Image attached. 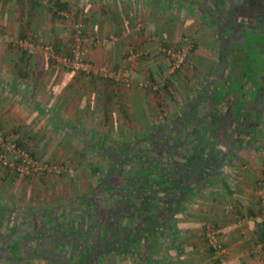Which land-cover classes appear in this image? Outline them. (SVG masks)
Listing matches in <instances>:
<instances>
[{
  "label": "crops",
  "instance_id": "obj_1",
  "mask_svg": "<svg viewBox=\"0 0 264 264\" xmlns=\"http://www.w3.org/2000/svg\"><path fill=\"white\" fill-rule=\"evenodd\" d=\"M210 1L201 0L198 6L195 0L190 2L214 25L213 17L208 13L212 7ZM251 1L236 0L242 8L241 3L249 5ZM257 1L262 7L264 0ZM180 3L181 0H0V27L19 28L15 31L17 34L12 33L17 38H26L31 30L51 27L64 20L61 13L70 12L77 25L86 26L87 33L100 37L117 36V53L108 54L96 48L95 55L90 52V59L97 63L103 60V63H113L115 68H121L119 52L126 45H133L140 51L150 48L155 39L151 35H159L158 28L162 31L163 22L166 29L171 28L182 12L191 9ZM60 4L61 11L57 13ZM216 8L214 5V10ZM137 20L145 21L150 36L147 33L143 37L142 34L139 37L129 35V27ZM3 38L10 44L0 46V129L7 127L5 131L12 132L10 136L21 139L23 135L13 132L15 116H18L15 125H20L33 115L37 116L33 121H37L30 130L36 127L40 138L45 140L78 137L88 138L93 143L96 131L101 134L113 132L108 129H113L115 122L129 134L121 137L134 140L143 136L148 115L139 93V82L145 79V72H131L134 85L126 89L111 79L107 83L74 72L70 75L69 71L50 64L44 53L30 56L15 52L14 37L9 39L7 34ZM215 38L210 55L202 52L204 42L198 41L197 50L189 56L193 60L187 67L188 81L183 86L182 108L185 112L184 132L190 139L185 148L191 155L209 154L212 150L226 155L220 165L221 174L206 177L205 184L198 187L188 201L185 213L176 216L174 238L166 243L161 257L158 256L159 247L151 255L156 257H150V260H143L134 253L119 254L113 261L106 258L102 264H163L164 260H168L167 264H261L257 252L264 256V250L259 248L264 242V210L257 188L264 179V45H260L264 41L252 40L243 52L226 55L228 59L240 60L241 67L245 62L251 65L246 76L243 67L235 72L231 67L219 66L221 52L216 45L220 41ZM122 72L125 71L119 69V73ZM153 111L163 123L158 108L153 106ZM146 127L152 130L155 126L147 124ZM231 129L240 141L224 149ZM113 134L116 138V131ZM193 139L198 142L194 144ZM211 142L217 145L210 147ZM1 203L4 204V198H0L3 207ZM227 206L232 210L227 212ZM208 222L217 227L220 240L227 248L224 256L219 257L205 247L204 226ZM23 246H18L23 255L20 264H72L70 261H43L35 255L29 257ZM8 248V243L0 242V255L10 257L6 253Z\"/></svg>",
  "mask_w": 264,
  "mask_h": 264
},
{
  "label": "trees",
  "instance_id": "obj_2",
  "mask_svg": "<svg viewBox=\"0 0 264 264\" xmlns=\"http://www.w3.org/2000/svg\"><path fill=\"white\" fill-rule=\"evenodd\" d=\"M60 6L57 13L61 11ZM262 12L264 4L258 13ZM258 19L262 20V17ZM260 23L264 27L263 22ZM191 51L194 52L193 47ZM190 59L188 56L187 62ZM228 62L227 68L231 67L235 72L238 68L240 70V60L233 58ZM250 66L247 62L243 63L246 76ZM177 73L179 70L174 75ZM149 80L145 87L148 93L156 90L157 95L172 93L174 97L170 90V87H175L172 78L160 84L150 74ZM157 105L160 104L156 103L159 109ZM180 111L172 120L164 117L165 123L155 125L148 134L134 140L117 139L111 145L101 146L98 151L97 144H86L85 151L102 154L106 172L91 194L95 202L87 200L85 208H68L63 213L58 210L54 215L31 219L22 226L23 230L18 235L7 241L4 231L11 228L9 220L13 215L12 211L1 213L3 207L0 205V242L5 240V245L8 243L6 252L10 255L6 257L1 254L3 262L0 261V264L10 258L15 264H20L23 261L18 248L20 244H24L29 257L35 255L36 259L54 263L102 264L105 257L113 260L115 255L132 253L143 260L155 258L151 256L154 250L174 238L176 216L185 213L188 201L197 188L205 184L206 177L221 174L220 165L226 158V155L215 150L202 155L188 153L185 147L190 139L184 132L185 112L182 106ZM193 141L195 144L198 139ZM216 145L210 143V147ZM97 201L100 202L99 206L96 205ZM259 203L261 205L260 200Z\"/></svg>",
  "mask_w": 264,
  "mask_h": 264
},
{
  "label": "rangeland",
  "instance_id": "obj_3",
  "mask_svg": "<svg viewBox=\"0 0 264 264\" xmlns=\"http://www.w3.org/2000/svg\"><path fill=\"white\" fill-rule=\"evenodd\" d=\"M191 0H181V3L187 5L190 7V10H186L184 13L182 12L179 16V20L176 25L173 24L170 28L166 29L167 25H163L162 31L160 28H158L159 35H155L153 37L151 35V38L154 39L153 43L151 44V47L146 50H136L135 46L133 45H126L127 47L122 50L120 53V63L121 68H115L116 64L113 65L95 62L90 59V52H94V55L96 54V48L101 49V51H105L108 54L115 51L118 52L117 44L115 43L118 39L117 36L113 35L110 37H100V36H94L91 33H87L88 29H86V26L84 27H76V19H74V16L71 17L70 20H66L64 17V20H59L56 24H52V26H46L43 28H38L36 31H30V34H26V38H17L13 33H16V29L8 28V27H0V37L1 39L8 34L9 39L11 37L13 38V45L15 46L14 50L15 52H21L23 53V49H20L18 46L19 41H26L29 45H31L33 48L29 49V51H25V54L33 56L35 53L38 52L39 55H42V51L38 50V46L43 45H52L55 49L59 50L60 53H67L69 52L72 47L75 44L76 35L78 34V31L82 32V35L85 37H90L94 39V44L90 45L88 47V53H89V60L92 61L95 65H105L109 69H112L116 71V73H119V69H123L125 72H122L120 74L121 78L128 79L134 82L132 79L131 72H145V79L140 81L139 83H146L150 82L149 76L150 74H153L155 77V80L163 84L165 80H169L172 78L173 80V86L170 87V90L173 92L174 97L168 93L166 96L163 95H157L155 91L152 93H148V91L145 90V88H140L139 93L141 94L143 100V104L145 105L144 111L148 116L145 118V126L143 127L145 132L143 135H146L151 130H147V124L150 125V127H153L155 125H161L159 117L156 115V113L153 114V106L156 107V103H159V111L162 114L163 118H170L176 116L178 113H180V108L182 106L183 100H184V92L183 89L184 83L188 81V66L189 63L192 62L193 59H190L187 62L188 56L193 53V50H197L196 44H198V41L204 42L202 45V52L206 53L207 55H210V52L212 50V46H215L217 33V25L208 20L206 18L205 14L202 11H197L195 9L194 4L190 2ZM180 2V0H179ZM190 2V4H188ZM180 3V4H181ZM231 3H236V0H232ZM256 4V3H255ZM186 6V7H187ZM198 6V5H197ZM232 6V5H231ZM255 7V5H252ZM176 11V10H175ZM174 11V12H175ZM167 14V12H166ZM72 15V14H71ZM142 15V13H140ZM262 20H264V12L260 13ZM76 23V25H75ZM13 32V33H12ZM147 33V36H150L149 30L147 29V26L145 25V21H139L137 20L135 24L132 27H129V35L133 36H140L139 34H142V37L144 34ZM17 34V33H16ZM138 34V35H136ZM158 34V33H157ZM257 38V36H255ZM260 37V36H259ZM213 38V39H212ZM0 39V40H1ZM215 39V40H214ZM246 39H249L246 38ZM208 42H206V41ZM5 38L2 39V42H0V46L10 44L7 42H4ZM199 42V43H201ZM115 43V45H113ZM108 44H111V47L108 46ZM207 45V46H206ZM159 46H165L169 48H175V49H185L187 57L185 59V63L183 67L179 70V73L170 75V60L167 56H164L162 54L158 53ZM196 46V47H194ZM216 46H219L218 43ZM117 47V48H116ZM19 48V49H18ZM100 51V52H101ZM41 52V53H39ZM131 52L135 57L129 58ZM151 52V53H150ZM127 55H126V54ZM146 53H148L146 55ZM129 54V55H128ZM116 55V54H115ZM218 55V60L219 59ZM47 58V57H46ZM48 60V59H47ZM191 61V62H190ZM220 62V61H219ZM51 64V63H50ZM54 66V65H53ZM143 66V67H141ZM57 67H60L64 69L65 71L67 69L63 68L60 65H57ZM123 67V68H122ZM69 71V72H68ZM128 71V72H127ZM67 72L71 75L73 71L67 70ZM155 72V74H154ZM185 72V73H184ZM76 73V72H74ZM126 75H123V74ZM81 77L93 79L90 77H86L80 73H76ZM124 76V77H123ZM186 76V77H185ZM101 80L106 81L109 83V79L95 77ZM102 82V81H101ZM192 82V81H191ZM206 82V80H205ZM204 82V83H205ZM124 85L120 84V87ZM157 87L160 85H156ZM155 87V86H154ZM193 87V86H192ZM156 88V87H155ZM170 91V92H171ZM187 95L189 94L188 90ZM32 94V90H31ZM176 100H179L177 102ZM186 102V101H185ZM161 108V109H160ZM17 119L13 126H15V133L23 135L21 136V139L14 138L10 136L9 134L12 132L5 131L8 129L5 127L4 129H0V131L11 140H14L18 142L20 145L24 146L34 157H37L38 159L42 160L43 162L47 164H60L61 166H64L67 168V170H72V173L68 174H39L34 177H24L20 176L16 173H13L9 170H6L2 167H0V198H4V204L3 205V211L1 213H6L8 211H12V217L9 225L11 228L4 231V233H7L6 236H4V239L8 241L9 238L13 237L15 235H18L19 231L23 230L22 226L26 223L30 222L31 219H41L44 218L47 214H56L55 211L59 212L63 211L65 209L68 210V208H73L77 210H81V208H85L87 206V200L92 199V193L93 190L97 187V184L99 183L100 178L103 176V174L106 172V163L104 158H102V154L100 152H87L85 151V146L83 145L86 143H91V141L88 138H78L77 139H70L67 138L63 139H57L53 138L51 140H45L44 138H40L38 130H35L36 127L30 130V128L35 124L37 121H33L37 119V116H31L29 119L25 120L24 122H20V125H15L18 122V116H15ZM31 120V121H28ZM165 119H163L164 121ZM149 122V123H147ZM164 121L163 123H165ZM37 125V124H36ZM152 125V126H151ZM39 126V124L37 125ZM96 126H98L96 124ZM113 129H108L109 131H116V138H114L113 132L106 133L105 131L101 134L99 131H96L93 136V143L98 145V149L101 148V146L107 144L111 145L113 141L117 140H130V138H123L122 135L128 136L129 134L124 132V129H121V125L118 122H115L112 124ZM23 128L25 131H21L20 129ZM22 132V133H21ZM134 138V137H133ZM132 139V138H131ZM99 169L98 173H95V171ZM94 202V198L92 199ZM96 205L99 206L100 202L97 201ZM69 209V210H70ZM60 212V213H61ZM0 213V214H1ZM22 216V217H20ZM34 217V218H33ZM38 222V221H37ZM35 222V223H37ZM0 223H2V220H0ZM210 223V222H208ZM212 224V223H211ZM5 240L2 241V243L5 244ZM205 241V237H204ZM3 244V245H4ZM205 247L207 250H210L206 242H204ZM163 245H167L164 243ZM165 246H160L161 248ZM211 251V250H210ZM7 253V252H6ZM8 254V253H7ZM163 250L160 251V254L158 256H162ZM106 258L109 260L111 258L105 257L103 259V263L106 261ZM113 261V260H109ZM168 260H164L162 263L167 264ZM15 264L11 258L9 261L4 262V264ZM17 264V263H16Z\"/></svg>",
  "mask_w": 264,
  "mask_h": 264
},
{
  "label": "built area",
  "instance_id": "obj_4",
  "mask_svg": "<svg viewBox=\"0 0 264 264\" xmlns=\"http://www.w3.org/2000/svg\"><path fill=\"white\" fill-rule=\"evenodd\" d=\"M61 16L66 20H70L72 15L70 12L61 13ZM76 27H80L77 25ZM94 44V39L85 37L81 31L76 35L75 44L67 53H59L52 45L38 46V50L42 51L47 57L48 61L54 65H60L67 70L80 73L86 77H100L105 79H112L116 82L122 83L126 89L133 87L132 81L121 78L120 74L114 70L109 69L105 65H95L89 60L88 47ZM18 46L23 51L33 48L26 41H19ZM158 53L167 56L170 60V75L180 70L187 57L185 49H175L165 46H159ZM135 57L131 52L129 58ZM146 83H139L140 88L147 87ZM0 167L9 170L24 177H34L39 174H68L72 170H67L66 167L60 164H47L42 160L34 157L24 146L18 142L6 137L0 131ZM258 195L261 201V208L264 210V179L260 180L258 184ZM227 212L232 210V207L227 206ZM205 242L207 247L217 256L221 257L227 253V248L220 240L217 227L214 224L207 223L204 229ZM260 250H264V242L259 244ZM257 256L260 263L264 264V256H260L259 251Z\"/></svg>",
  "mask_w": 264,
  "mask_h": 264
},
{
  "label": "flooded vegetation",
  "instance_id": "obj_5",
  "mask_svg": "<svg viewBox=\"0 0 264 264\" xmlns=\"http://www.w3.org/2000/svg\"><path fill=\"white\" fill-rule=\"evenodd\" d=\"M195 1L197 2V5H199V2H201V0ZM231 1L232 0H211L210 3L212 7L208 12L213 17V22L215 24L217 23L216 35L218 40L220 41L219 47L221 52L219 66L224 69H226L229 65L228 63H230L228 62L230 58L228 59L226 55L234 54L235 51H244V49H246L248 45L250 46L248 42L257 40L264 41V27L260 23L263 22L264 24V20L258 19L259 16H261L260 13H258V11L262 8L260 7V3L257 0H252L249 5L241 3V5L243 6L242 8L239 6L240 3L236 2L232 4ZM214 5L215 7L217 5V8L215 10ZM252 5H255V7H253ZM214 11L215 15L213 16ZM255 36H257V38ZM248 37L249 39H246ZM230 131L232 133H229L230 136L229 134H227L228 140L225 144H223L224 149H229L230 145L232 146L233 144H237L240 141V137L237 136V134H234L232 129Z\"/></svg>",
  "mask_w": 264,
  "mask_h": 264
}]
</instances>
